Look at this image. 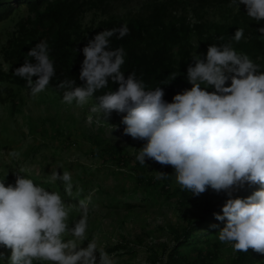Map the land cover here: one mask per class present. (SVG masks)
Listing matches in <instances>:
<instances>
[{
    "label": "clouds",
    "instance_id": "obj_1",
    "mask_svg": "<svg viewBox=\"0 0 264 264\" xmlns=\"http://www.w3.org/2000/svg\"><path fill=\"white\" fill-rule=\"evenodd\" d=\"M241 5L260 25L256 31L264 39V0H230V7L239 10ZM128 34L126 24L106 29L78 49L84 57L82 84L73 78L62 80L57 85L64 90L61 103L82 108L94 98L89 111L105 123L114 111L124 114L123 135L144 142L135 149V161L146 168L148 160L171 166L173 173L155 171L154 179L174 178L181 191L194 197L209 188L225 193L221 212L213 214L223 227L210 225L219 228L218 240L234 252L251 249L264 255V64L234 47L245 39L244 28L227 40L217 37L222 43L209 44L206 54L191 57L186 70L191 87L176 93L171 102L164 99L161 85H170L179 71L170 72L154 88L134 70L127 75L122 71L127 53L123 46L112 48L111 38ZM50 52L48 42L40 41L13 71L26 81L33 97L46 91L56 76ZM110 82L116 90L96 95ZM58 169H51L49 182H60L71 195L72 175ZM7 174L0 179V264H115L95 235L89 239L90 196L71 204L59 191L18 171L13 172L15 182L6 185ZM256 185L251 195L234 196ZM73 209L79 213L77 219L71 218Z\"/></svg>",
    "mask_w": 264,
    "mask_h": 264
},
{
    "label": "trees",
    "instance_id": "obj_2",
    "mask_svg": "<svg viewBox=\"0 0 264 264\" xmlns=\"http://www.w3.org/2000/svg\"><path fill=\"white\" fill-rule=\"evenodd\" d=\"M88 0H0V26L12 18L18 20L14 32L10 35L0 52V105L8 101L15 102L17 91L27 89L26 81L13 75L15 68L20 67L26 59L30 48L42 40H46L51 49L50 55L54 59L56 76L53 77L47 90L57 96H63V89L57 85L65 78H73L77 85L80 65L84 59L82 48L94 34L106 30L119 28L126 24L130 34L122 39L116 36L111 38L112 48L123 46L127 55L122 67L125 75L133 70L141 76L149 87H156L170 72L179 71V75L170 85H161L165 91L164 99L171 102L172 97L191 85L186 79V70L191 57L198 53L199 48L206 54L209 44L222 43L217 37L223 35L226 40L234 35L237 28H244L245 39L234 43L237 50L247 53L255 62L264 64V39L256 31L255 21L250 20L243 5L237 10L230 7V0H165L156 2L146 17L126 21L117 18H108L98 25L85 26L83 20L84 8L91 3ZM217 12L218 20L209 21L207 14ZM179 12V15H177ZM31 59V58H28ZM35 79V77H34ZM118 86L109 83V87L96 95H102L108 90H116ZM94 100V98H93ZM100 153L107 157H116L124 162L121 150L106 146ZM97 155V154H96ZM138 163V162H137ZM124 164V163H123ZM139 167H142L138 163ZM133 170L135 187L143 188L147 192L159 190V194L177 196V203L182 208L195 210L204 204L201 195L194 197L180 188L171 192V181L155 180V174H148L140 168ZM171 174L166 167L158 168ZM26 175L27 174H23ZM28 177V176H27ZM43 184L50 191H59L64 199L71 204H77L88 194H65L63 185L34 180ZM259 188L256 185L234 193V196L247 197ZM152 193V192H151ZM208 200L205 201L204 211L194 219L184 215L186 226L171 230L173 240L170 244L161 243L160 252L154 253L152 264H219L221 263L222 243L218 240L219 228L210 225L223 223L217 221L214 213H220L227 199L225 193L217 194L211 189ZM142 199H147L146 197ZM107 201L106 204H104ZM102 202L103 207L115 208L114 201L102 198L95 201L91 198L92 206ZM136 206L131 202L125 204V209ZM141 242L138 243L140 245ZM110 256L123 258L129 256L134 259L138 251L133 242L124 239L113 247L106 249ZM223 264V263H222ZM224 264H264V255L255 252L240 253Z\"/></svg>",
    "mask_w": 264,
    "mask_h": 264
},
{
    "label": "rangeland",
    "instance_id": "obj_3",
    "mask_svg": "<svg viewBox=\"0 0 264 264\" xmlns=\"http://www.w3.org/2000/svg\"><path fill=\"white\" fill-rule=\"evenodd\" d=\"M88 1L91 4L84 8L83 14L85 26H96L108 18L133 21L146 17L157 1L165 0ZM25 15L23 13L0 26V52L18 20ZM207 17L209 21L218 20L215 11ZM198 53H204V50L199 48ZM16 93L15 102L11 100L0 105V179L8 173L6 185L14 183L13 172L18 171L33 180L49 181L51 169L60 167L58 171L61 174L69 171L72 175L71 194H88L95 201L106 198L116 202L115 208L103 207L107 201L94 204L88 220L89 239L95 235L105 250L124 239L133 242L137 256L134 259L112 256L115 264H152L154 253L160 252L159 245L170 244L173 240L171 230L186 226L184 215L194 219L203 213L210 188L201 194L202 208L188 210L181 209L177 196L161 195L159 190L149 193L135 187L133 170L139 167L135 161V149L142 147L144 142L123 135L124 125L120 121L124 114L114 111L105 123L97 121L89 111L94 100L78 108L61 103L62 97L52 92H42L35 97L29 94L28 89ZM111 125H117L118 130L113 131ZM106 146L121 150L125 161L102 155L100 150ZM11 152H17L19 156L12 157L9 155ZM147 164L148 168H139L148 174H155L162 167L172 173L174 171L171 166H161L151 160ZM170 187L171 192L180 188L174 178ZM144 197L147 199H142ZM127 202L136 207L125 209ZM78 217V211L73 209L71 218ZM235 255L230 245L222 244V261L219 264L227 263Z\"/></svg>",
    "mask_w": 264,
    "mask_h": 264
}]
</instances>
